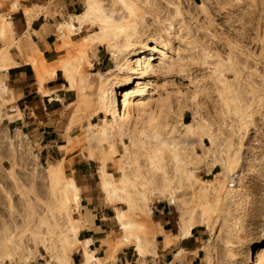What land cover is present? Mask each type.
Here are the masks:
<instances>
[{"label": "rangeland", "instance_id": "374dc122", "mask_svg": "<svg viewBox=\"0 0 264 264\" xmlns=\"http://www.w3.org/2000/svg\"><path fill=\"white\" fill-rule=\"evenodd\" d=\"M10 2L0 0V25L4 12L13 10ZM85 11L94 23L70 36L59 34L56 45L62 68L77 65L85 54V63L76 70L81 82L71 106L46 115L41 103L30 107L26 99L23 121L11 123L3 110L0 70V238L6 228L15 264L24 263V247L33 251L29 262L57 264L54 257L64 249L67 218L78 228L87 222L81 207H91L97 217L106 218L102 223L112 225L103 249L92 247L102 263L112 264L127 246L120 226L113 227L117 211L126 212L136 224L132 232L155 248L149 208L159 202L178 217V226L183 213L208 218L196 234L203 249L198 264H264V238L250 250L264 227V0H53L50 5L51 14L61 13L52 20L56 26L70 21L68 14ZM63 26L60 31H66ZM101 26L109 32L159 35L168 45L161 73L137 79L156 93L133 99L123 127L105 111L102 100L113 75L127 72L115 68L116 42L108 35L84 42ZM10 31L6 24L0 64L39 55L30 40L13 42ZM124 38L120 34L117 43ZM90 124L94 136L105 124L108 141L97 142ZM101 165L115 182L127 178L124 200L106 198ZM70 179L79 188V201L77 206L69 196L65 211L59 194ZM166 185L176 196L174 204L150 194L151 188ZM41 239L47 242L43 245ZM39 255L47 260H37ZM70 258L71 264H83L82 245L71 250ZM173 259L167 263L186 264ZM142 263L135 257L131 264Z\"/></svg>", "mask_w": 264, "mask_h": 264}, {"label": "bare ground", "instance_id": "6f19581e", "mask_svg": "<svg viewBox=\"0 0 264 264\" xmlns=\"http://www.w3.org/2000/svg\"><path fill=\"white\" fill-rule=\"evenodd\" d=\"M12 8H16L17 4L13 3ZM98 14H100V8L96 10ZM27 13V12H26ZM2 24L0 25V37L5 35V25L7 24L6 18L1 17ZM94 20L89 11H85L81 14L74 15L71 17V20L66 22L63 26L66 31H61V36L65 37V34L68 36L72 35L74 31H80L86 24H93ZM78 24V27L76 26ZM61 26V27H62ZM120 30L124 29L123 27L119 28ZM120 34H124L125 38L122 43H117L118 37ZM66 35V36H67ZM108 35L110 40H114L116 42L113 47V56L115 60V68L118 70L127 69L126 73H115L111 80V83L108 85L106 93L102 100L103 108L107 111L113 119L120 125V127L125 126L130 120V104L134 98L140 97L145 93L149 95L155 94V90H148L146 86L137 80L139 77L151 76L156 78L161 73V68L166 63L165 56H167L166 47L168 46L164 39L159 37V35L154 34H146L145 32L139 31H112L109 32L103 26L100 27L98 32L93 33L88 37V39H84L85 41L95 42L99 40L102 36ZM85 63V54L81 53V56L78 60L77 65H68L62 68V71L66 74L67 79L70 83V86H73L74 83L78 81L75 80L76 70L77 68ZM34 66L35 72L37 74V84L39 91L42 92V85L49 77L55 74V68L52 67L50 70H47L43 65L39 63L38 60H32L31 63ZM7 68L6 65L0 64V70H5ZM81 82V80H79ZM150 85L154 86L156 81L155 79L150 80ZM6 90L3 89V92ZM46 95V93L44 94ZM136 103H141L140 99L134 100ZM143 114L139 112V117L142 118ZM153 119V118H152ZM151 119V120H152ZM105 123V120L102 121ZM188 129L190 126L188 124H184ZM94 125L90 124L88 130L91 132V136L93 137V129ZM99 142V139L104 138L108 141L110 138L108 127L103 124L100 126L99 131L96 136L93 137ZM113 147V145H110ZM99 172L101 174V188L106 195V198L113 202L117 200H124L123 193L129 187V183L127 178L123 176L119 179L118 182H115L113 176L111 174H107L104 172V165L100 166ZM138 195L141 196L143 201H146L145 194L140 191L137 192ZM150 194L154 196H164L167 197L172 204L176 202V196L171 191L168 185L163 186L162 188H151ZM69 196L73 200V202L78 206L79 201V188L75 184L74 180L70 179V182L67 183L64 190L59 194V203L61 205V209L66 211L67 204L69 202ZM146 207V206H145ZM148 212V211H147ZM116 220L118 225L120 226V230L122 231V242L124 244H132L135 245V252L139 257H145L147 253L152 252V244L148 243L145 239L139 236H136L132 231L136 227V224L128 217L126 212L117 211ZM208 218L201 214L200 216H194L192 214H182L181 218V237H186L189 235L190 230L196 225H207ZM46 229H49V224L47 219L43 221ZM4 227V226H3ZM78 227L76 223L67 218L66 220V231L67 237L65 238V246L64 249L55 255V261L57 264H71L70 252L71 250L79 244L76 236L78 233ZM8 230L5 228L2 230V238H0V264H5L9 262V264H15L14 256L15 251L12 248H9L7 242L9 241ZM52 233V232H50ZM264 238V227H261L258 233L251 241V249L256 250L259 242ZM40 242L44 245V242L47 241L41 239ZM83 246V264H104L97 257L94 256L93 251L90 250V244L88 241L82 243ZM33 254V251L28 248H23L21 250V258L23 261H28Z\"/></svg>", "mask_w": 264, "mask_h": 264}, {"label": "crops", "instance_id": "0c3cea01", "mask_svg": "<svg viewBox=\"0 0 264 264\" xmlns=\"http://www.w3.org/2000/svg\"><path fill=\"white\" fill-rule=\"evenodd\" d=\"M13 1L8 4L12 5L16 3V8L4 12L7 24H9L11 30L9 38L13 42L23 38L27 43L30 40L39 51V55L33 58V60H38L47 70H50L52 67L55 68V74L43 83L42 92L39 91L37 74L34 66L31 64L32 60L30 58L28 61H17L13 65L7 66L5 70H1L3 81L1 91L5 93L3 110H5L7 116L12 118L11 123H18L23 121L26 99H28L30 107L31 104L41 103L45 114L49 115L60 108L71 106L78 96L76 93L77 83L70 86L66 74L62 71V67L58 65L60 49L56 45L59 44V36L61 35L60 27L62 24L56 26L52 22L54 17L57 15L59 17L61 14L57 12L51 14L50 5L53 0H46L43 4H36L37 2L35 0ZM63 15L65 14L63 13ZM68 15L69 20L72 16L78 15V13ZM0 45H3L1 40ZM75 80L79 81L77 76H75ZM3 89L6 91L3 92ZM45 93L46 95H44ZM102 210H105V207L103 209L101 207L100 211ZM80 212L82 218H86L87 222L84 226L78 228L76 238L79 245L88 241L91 251L95 244H97L98 248H93L94 251L102 250V242H104L105 235L111 229V223H107L106 221L102 223L106 218L103 216L97 217L96 214H93L91 207L87 209L81 207ZM171 212L172 210L165 203L159 202L152 205L149 208V213L152 216L153 223H155V241L158 246L154 248L151 243L152 252L147 253L145 257H139L135 252V245L133 249L131 247L132 244H129L117 253L112 264H131L135 257L143 259L142 264H169L167 261H171L172 257L179 260L184 259L186 264H198L203 249L197 245L198 239L196 238V234L202 228L200 225H196L190 230L188 236L181 237V224L178 226V217L175 215L171 217ZM170 219L172 220L170 221ZM114 221L116 223L113 227L119 228L116 217ZM167 253L171 254L168 258H166ZM95 257L100 260L98 256ZM35 258L37 260H47L42 255ZM146 259H148V262H146ZM23 264L42 263L24 261Z\"/></svg>", "mask_w": 264, "mask_h": 264}, {"label": "trees", "instance_id": "16d2710c", "mask_svg": "<svg viewBox=\"0 0 264 264\" xmlns=\"http://www.w3.org/2000/svg\"><path fill=\"white\" fill-rule=\"evenodd\" d=\"M80 173V172H79Z\"/></svg>", "mask_w": 264, "mask_h": 264}]
</instances>
